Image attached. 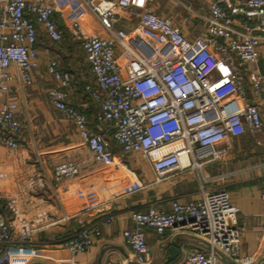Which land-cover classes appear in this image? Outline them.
I'll return each mask as SVG.
<instances>
[{
  "label": "built area",
  "instance_id": "1",
  "mask_svg": "<svg viewBox=\"0 0 264 264\" xmlns=\"http://www.w3.org/2000/svg\"><path fill=\"white\" fill-rule=\"evenodd\" d=\"M152 1L82 0L106 32L101 33L79 17L70 18L61 28L52 17L58 1L5 0L0 16V93L10 89L14 77L25 84L31 82L38 56V27L54 41L68 32L84 52L93 74V81L86 82L83 91L97 104L95 120L106 127L92 130L84 113L69 101L76 89L73 77L59 68L55 57L47 63V72L55 81L49 88L51 103L74 123L94 161L112 171L120 166L113 159V139L124 153H137L149 164L155 183L176 169H201L225 150L216 148L217 142L262 128L264 76L249 69L246 88L239 66L258 60L260 36L254 30H264V0H212L204 28L193 38L186 36L170 16L158 14L151 7ZM230 12L255 16L257 23L243 22L237 30ZM122 14L136 18L140 26L163 37L151 59L134 47L126 28L115 25L124 17ZM12 107L0 100V144L15 148L18 141L14 134L24 123L15 117ZM173 143L182 147L167 149ZM153 152L156 154L152 157ZM79 171L78 162L61 160L53 165L51 176L36 171L26 188L56 186L62 178ZM3 176L0 172V178ZM0 200V264H13L17 257L75 264L74 254L87 250L101 234L99 221L86 223L79 218L78 226L63 241L66 256L54 255L51 249L33 244L37 231L57 222L52 214L39 208L28 217L16 197L0 192ZM237 209L228 192L221 189L203 190L200 197L188 201L174 199L168 210L154 206L131 210L136 226L122 230L125 258L101 264H149L144 228L161 235L168 229H187L198 238L196 247L167 264H227L228 260L254 264L252 256L240 254ZM80 214L74 212L64 219ZM101 220L109 223L111 216L103 214ZM261 230L264 232V222Z\"/></svg>",
  "mask_w": 264,
  "mask_h": 264
},
{
  "label": "crops",
  "instance_id": "2",
  "mask_svg": "<svg viewBox=\"0 0 264 264\" xmlns=\"http://www.w3.org/2000/svg\"><path fill=\"white\" fill-rule=\"evenodd\" d=\"M55 1L59 4L52 17L61 28H65L70 18L79 17L97 31L106 33L82 0ZM211 1L153 0L151 7L160 15L170 16L186 36L193 38L205 26ZM237 1L245 0H231ZM4 2L5 0H0V16ZM222 6L229 10L226 4L222 3ZM230 15L237 30H241L243 22L257 23L255 16L248 17L242 12H230ZM122 18L125 19L123 26H118L129 31V40L134 45L153 49L158 44L148 36L151 31L140 26L136 18L127 14ZM262 19L264 20V16ZM254 32L260 36L258 60L239 66L246 88L249 87L246 77L249 69H256L264 76V30L256 29ZM153 33L156 32L152 31ZM157 35L162 40L163 37ZM66 37L73 45H68L65 50L72 54L75 51L82 53L85 70L74 65L75 70L60 57L64 51L61 50L60 42ZM35 46L38 56L32 68L31 82L25 84L14 77L10 81V89L0 93V100L12 104L15 117L24 123L22 130L14 134L18 141L15 148L0 144V172L4 173L0 178V192L16 197L21 210L28 217H32L36 209L45 208L57 220L55 224L35 233L34 245L49 248L54 255H66L63 241L78 226L79 218L86 223L96 220L99 221L101 234L87 250L74 254L75 264H101L108 259L121 260L127 253L122 230L136 226L130 216L131 210H145L149 206L168 210L174 199L188 201L200 197L203 190L223 189L238 208L240 254L252 256L254 264H264V232L261 230L264 222V123L254 133L245 131L217 142L215 147H225V150L219 158L204 163L201 169H176L167 178L155 183L149 164L137 153H124L112 139L110 146L113 159L120 162V166L113 170L116 172H113L109 166L93 160L74 123L65 119L50 101L49 88L55 85V81L47 72V63L55 57L59 68L69 71L73 77L76 89L69 101L84 113L92 130L105 129L106 126L94 118L97 104L83 91L84 84L93 81L84 52L68 32L64 31V37L54 41L39 27ZM10 70L15 72L14 67ZM181 147V143H173L167 149ZM155 154L153 152L151 156ZM184 155L182 154V158H185ZM66 159L79 163L78 174L62 178L56 186L34 190L26 188L27 181L36 171L51 176L53 165ZM2 205L0 200V211H3ZM74 212L81 214L79 217L64 219ZM103 214L111 216L109 223L101 220ZM144 231L149 248V264H167L178 260L184 252L197 245L198 238L187 229H168L162 235L152 228H144ZM171 244L178 247V253L168 261ZM226 263L234 264L230 260ZM13 264L61 263L46 258L17 257Z\"/></svg>",
  "mask_w": 264,
  "mask_h": 264
},
{
  "label": "rangeland",
  "instance_id": "3",
  "mask_svg": "<svg viewBox=\"0 0 264 264\" xmlns=\"http://www.w3.org/2000/svg\"><path fill=\"white\" fill-rule=\"evenodd\" d=\"M125 21L124 18H120L119 19V22L117 24H115L116 26L118 25H121L123 26V22ZM149 32V31H148ZM150 34L148 35L150 38H152L153 40L157 41L158 44L155 45V48L153 50L151 49H148V48H145L144 46L142 45H134V47H136V49L143 51L145 52L146 54V57L148 59H151L154 55V53L157 51L156 48L159 47L163 42L162 40L160 39V37L156 34V33H153L152 34V31L149 32ZM152 34V35H151ZM66 39V40H65ZM63 39L61 42H60V46H61V50H64L62 51V53L60 54L63 62L67 63L68 65H71L73 66V68L76 70L75 67H82L83 70H85V66H84V61H83V56H82V53L80 54L79 51H75L74 54L70 53L68 50H65V48H67L68 45H73L72 43L69 42V38H65ZM119 51L121 52V50L119 49ZM123 52V50H122ZM121 52V53H122ZM75 65V67H74ZM61 256H66V255H61ZM61 264H66L65 262L61 263Z\"/></svg>",
  "mask_w": 264,
  "mask_h": 264
},
{
  "label": "water",
  "instance_id": "4",
  "mask_svg": "<svg viewBox=\"0 0 264 264\" xmlns=\"http://www.w3.org/2000/svg\"><path fill=\"white\" fill-rule=\"evenodd\" d=\"M262 16H264V15H262ZM169 250H170V255L168 257V261L172 260L175 256V254L178 253V247L175 244H171L169 246Z\"/></svg>",
  "mask_w": 264,
  "mask_h": 264
},
{
  "label": "bare ground",
  "instance_id": "5",
  "mask_svg": "<svg viewBox=\"0 0 264 264\" xmlns=\"http://www.w3.org/2000/svg\"><path fill=\"white\" fill-rule=\"evenodd\" d=\"M184 157H185V155H184ZM183 160H184V158H182ZM113 172H116V171H113Z\"/></svg>",
  "mask_w": 264,
  "mask_h": 264
}]
</instances>
